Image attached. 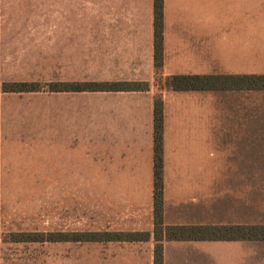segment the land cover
<instances>
[{
    "label": "crops",
    "instance_id": "1",
    "mask_svg": "<svg viewBox=\"0 0 264 264\" xmlns=\"http://www.w3.org/2000/svg\"><path fill=\"white\" fill-rule=\"evenodd\" d=\"M153 22V0H0V188L4 177L32 184L55 168L62 190L75 191L87 129L91 184L121 193L112 203L114 215L137 225L117 233L149 235L146 242L113 243L137 244L149 264L156 98L163 103L164 226L256 227L258 91L178 92L153 82L157 76H264V0H163L159 70ZM50 47L59 49L57 83L81 82L80 49L87 47L91 81L143 82L148 91L89 93L84 104L74 92H3L6 83H52ZM145 191L146 205L129 199L128 193ZM256 242L264 241H164L163 264H182L181 250L193 258L184 264H199L195 258L257 264Z\"/></svg>",
    "mask_w": 264,
    "mask_h": 264
},
{
    "label": "rangeland",
    "instance_id": "2",
    "mask_svg": "<svg viewBox=\"0 0 264 264\" xmlns=\"http://www.w3.org/2000/svg\"><path fill=\"white\" fill-rule=\"evenodd\" d=\"M83 2L87 3V1ZM82 8H85L84 4ZM58 51L56 47L48 49L47 68L52 83H57ZM80 51V84L100 83L90 80V49L82 47ZM38 53L40 54L39 49ZM44 54L45 49H42L43 57ZM32 56L36 59V49H33ZM160 84L165 87V81L157 76L153 85ZM40 86L43 87L41 90L47 93L45 87L47 85L40 84ZM89 95V93H80L82 104L87 103ZM256 119L258 143L257 175L254 177L255 225L264 226V91L257 92ZM82 131L84 133L81 137L80 185L75 191L62 190L63 186L57 181L55 168H50L47 180L34 177L32 184L14 185L8 182L7 177L3 178L0 188V264H138L140 260L143 264H149L147 250L146 255L141 259L137 244L85 241L88 238L101 239L103 233L107 232L129 231L137 225L131 218L124 220V223H119L116 219L112 203L115 201L114 197L120 196L121 193H106L103 190L104 185L91 184L88 175V134L87 129ZM251 179L253 180V177ZM128 195L135 203L142 202L145 205L148 203L146 191L142 195L141 193H128ZM116 202L122 204L121 201L116 200ZM117 212L119 214L120 211ZM144 227L148 229L147 222ZM75 236L81 241L67 242ZM253 246L256 248L257 264H264V242L251 244V247ZM180 252L182 264L193 259L188 251ZM195 259L194 262L201 264L199 262L201 258ZM201 262L205 263L204 260Z\"/></svg>",
    "mask_w": 264,
    "mask_h": 264
},
{
    "label": "trees",
    "instance_id": "3",
    "mask_svg": "<svg viewBox=\"0 0 264 264\" xmlns=\"http://www.w3.org/2000/svg\"><path fill=\"white\" fill-rule=\"evenodd\" d=\"M154 11V66L159 70L163 62V0H153ZM47 91L51 93H117L146 92L147 84L134 82H100V83H49ZM41 87L35 83H6L2 85L6 93H35ZM165 88L172 91H209L251 88L264 91V76L250 79L229 77H195L176 76L165 80ZM162 132L163 103L160 98L154 100V174H153V216L155 242L153 264H163L162 242L164 241H264V226L256 227H167L163 224V174H162ZM149 235L145 233H103V238H88L86 242H146ZM75 241L81 239L75 236ZM98 240V241H97Z\"/></svg>",
    "mask_w": 264,
    "mask_h": 264
}]
</instances>
